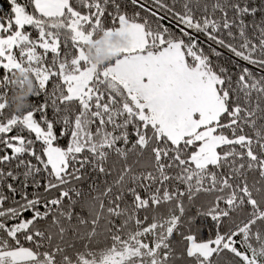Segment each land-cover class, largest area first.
Masks as SVG:
<instances>
[{"label":"snow or ice","instance_id":"snow-or-ice-1","mask_svg":"<svg viewBox=\"0 0 264 264\" xmlns=\"http://www.w3.org/2000/svg\"><path fill=\"white\" fill-rule=\"evenodd\" d=\"M0 264H264V0H0Z\"/></svg>","mask_w":264,"mask_h":264},{"label":"clouds","instance_id":"clouds-1","mask_svg":"<svg viewBox=\"0 0 264 264\" xmlns=\"http://www.w3.org/2000/svg\"><path fill=\"white\" fill-rule=\"evenodd\" d=\"M111 39H112V42L117 45H124L127 42V38L119 33H114ZM87 55L93 62L98 63V64H102L111 59H114V54H109L106 51L98 54L95 50V45H90L88 47ZM34 91H35V84L32 82L31 77H29L27 81V89L25 92H21L20 96L27 97ZM14 107L17 111H20L23 108L28 107V103L25 100L24 103L15 105Z\"/></svg>","mask_w":264,"mask_h":264},{"label":"trees","instance_id":"trees-1","mask_svg":"<svg viewBox=\"0 0 264 264\" xmlns=\"http://www.w3.org/2000/svg\"><path fill=\"white\" fill-rule=\"evenodd\" d=\"M7 7V5H5V8ZM99 38V37H98ZM97 38V39H98ZM20 91H17V92H15V93H13L12 95H11V93H9V103L11 104V105H13V106H15V105H19V104H22V103H24L23 101H25L26 100V97H21L20 96Z\"/></svg>","mask_w":264,"mask_h":264},{"label":"rangeland","instance_id":"rangeland-1","mask_svg":"<svg viewBox=\"0 0 264 264\" xmlns=\"http://www.w3.org/2000/svg\"><path fill=\"white\" fill-rule=\"evenodd\" d=\"M112 38V37H111ZM99 39V38H98ZM111 41H112V39H111ZM113 43V42H112ZM114 44V43H113ZM115 45H117V44H115Z\"/></svg>","mask_w":264,"mask_h":264}]
</instances>
